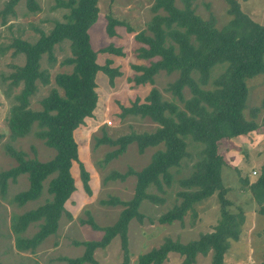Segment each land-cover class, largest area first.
<instances>
[{
    "label": "trees",
    "instance_id": "16d2710c",
    "mask_svg": "<svg viewBox=\"0 0 264 264\" xmlns=\"http://www.w3.org/2000/svg\"><path fill=\"white\" fill-rule=\"evenodd\" d=\"M19 1L8 0L1 11L2 15L13 12V7ZM227 1L230 4V18L218 28L212 18L203 19L195 13L191 0H182V7L176 6L174 0H154L150 7L153 15L146 29L136 33L134 39L141 44L136 49V56L155 60L148 66L134 65L137 74L133 81L136 85L152 84L154 76L160 71L168 74L176 72L177 77L167 84L166 90L182 102L183 109H178L175 103L163 99L156 88H151L142 103L135 99L130 106L123 107L122 116H148L159 124L154 132H132L116 139L103 135L96 140L97 145L115 146L105 156L107 163L121 156L130 143L137 145L139 153L146 147L160 143L164 148L154 152L147 165L140 170L129 168L124 173L112 171L107 175L108 180L122 181L134 175V196L127 201L118 198L102 201V204L123 206L117 220L112 225L99 227L89 219L91 227L103 230L104 234L97 241L76 242L84 246V251L78 257L66 259L67 264H98L93 257L94 250L105 248L116 235L121 238L122 264H129L128 224L132 219L143 222L144 215L139 211L142 201L163 203L164 199L152 194L149 189L154 187L156 191L164 193V186H171L174 179L172 169L180 171L183 159L190 155L189 142L197 149L196 159L190 173L178 181L180 189L176 195L180 198L179 202L157 220L160 224L181 221L195 203L217 193L220 202L217 223L212 231L186 243L166 237L158 247L140 254L137 264H163L171 252L182 256L181 264H194L197 255L206 256L209 252L210 264H223L230 241L239 239L240 225L244 220L242 213L228 210L231 203L225 195L229 189L224 187L221 180L224 159L218 152V144L222 139L245 136L264 126V115L260 123L256 122L259 111L264 109V97L258 107L250 108L249 119L243 113L248 96L246 79L264 74V26L243 13L235 0ZM25 2L30 11L39 10L36 0ZM97 2L56 0V7L68 9L62 21H55L48 33L40 31L35 42L15 38L9 45L13 48V55L22 53L25 56L24 64L14 66V71L9 75L12 86L22 83V89L14 96L15 103L9 109L7 122L10 138L24 137L36 125V136L55 151L51 159L40 161L26 157L23 151L16 150L11 144L5 146L17 165L0 172L2 193L8 180L15 181L19 175L27 174L28 188L13 198L23 205L41 195L43 182L49 178L46 191L50 198L12 218L11 229L15 234V247L19 251H35L48 236L57 232L64 213L71 216L65 203L76 189L71 173L74 162L78 163L85 192L91 194L89 173L79 160L74 131L84 123L85 118L93 115L96 108V74L99 71L104 73L110 85H114L115 77L121 74L112 66L110 57L100 64L98 53L124 55L121 47L112 44L97 51L93 49L89 29L98 18ZM120 25H123L122 21L108 16V36H114L116 26ZM128 31L131 32V29L128 28ZM64 41H68L71 55L62 63L71 66V72L56 74L55 87L40 100L41 109L32 110L28 107L29 99L37 91V82L43 85L49 83V75L41 69L40 59L46 54L48 60L53 62L54 47ZM218 63H226V66L210 82L211 87L206 88L210 71ZM185 88L190 92L188 98L183 95ZM241 181L249 185L259 205L258 213L264 217V161L255 181L248 183L247 177L241 178ZM32 222H38V230L30 237L23 236ZM259 264H264V261Z\"/></svg>",
    "mask_w": 264,
    "mask_h": 264
},
{
    "label": "rangeland",
    "instance_id": "374dc122",
    "mask_svg": "<svg viewBox=\"0 0 264 264\" xmlns=\"http://www.w3.org/2000/svg\"><path fill=\"white\" fill-rule=\"evenodd\" d=\"M8 0H0V172L17 165L6 149V144H11L16 150H21L28 158H37L40 161L51 159L55 151L47 147L35 132L36 125L24 137L11 139L8 127V116L11 105L15 103L14 96L22 89V83L11 85L9 75L14 71V66L24 64L25 56L20 53L13 55V48L9 45L15 38L35 42L40 36V31L48 33L55 21H62L66 8L56 7V0H36L39 10L30 11L25 0H20L13 12L2 15V9ZM243 13L252 20L264 26V0H235ZM154 0H98L99 14L97 21L90 27V39L94 50L109 44L121 47L124 55H108L98 53V62L104 63L106 57L113 60V67L120 71L110 85L107 76L99 71L96 74V91L98 100L91 117L74 131L78 144L79 160L89 173V186L91 194L85 192L79 174L78 163L74 162L71 173L76 189L71 198L65 203V213L59 221V227L54 235L48 236L40 243L35 251H19L15 247V234L11 229L12 218L30 209L36 208L50 198L47 193L49 178L43 182L41 195L19 205L13 200L14 196L26 190L29 186L27 174H21L15 181L8 180L5 190H0V264H67L66 259L80 256L84 246L76 242L97 241L104 234L101 229H94L88 222L91 219L97 226L112 225L118 218L122 205L102 204L111 198L121 201L130 200L134 196L136 177L129 175L125 180H108L106 177L112 171L126 172L129 168L140 170L149 162L151 155L163 149V143L149 146L142 153L137 151L135 143L128 144L121 156L105 162L108 152L115 146L96 144V140L103 135L111 139L129 133L154 132L159 124L148 116L139 115L122 116L123 107L130 106L135 99L142 103L151 88H156L162 98L176 104L178 109H183L180 100L166 90L167 84L172 82L177 73L168 74L160 71L154 76L152 84L136 85L133 77L137 74L134 65L148 66L155 59H142L136 56V49L141 46L134 39L136 33L145 30L146 24L152 17L150 9ZM178 7L183 6L182 0H174ZM195 13L203 19L212 18L215 25L221 28L230 18V4L227 0H191ZM161 13H163L161 11ZM112 16L123 22L116 26V34L112 37L106 32L107 17ZM131 29V32L128 31ZM54 61L50 62L48 56L42 55L40 67L47 71L49 83L37 82V91L29 99L28 107L32 110L41 109L40 100L55 87L54 77L58 73H69L72 67L62 62L69 57L68 41L57 44L53 50ZM226 63L214 65L210 71L206 88L211 87L212 81L225 68ZM193 76L196 73H192ZM211 82V83H210ZM248 96L244 114L250 118V108L258 107L264 97V74H257L246 79ZM61 93V90H59ZM185 98L190 96L187 88L183 90ZM264 109L258 113L256 119L260 123ZM117 146V145H116ZM190 155L183 159L180 171L173 172V182L170 187H165V192L156 191L154 187L149 192L162 197L163 203L155 204L144 200L139 211L144 215L143 222L132 219L128 224L127 238L129 250V264H137V258L152 248L158 247L166 237L186 243L195 240L200 234L210 232L217 223L220 214V202L217 193L195 203L184 215L181 221L160 224L157 218L178 204L179 197L176 191L179 188V179L187 176L191 171L192 163L196 159L194 145L189 142ZM218 152L224 159L221 169V180L229 191L225 197L229 199L228 210L232 213H242L243 223L238 240H231L229 248L224 255L223 264H259L264 261V217L258 213L259 205L254 199L249 185L241 181L247 177L248 183L256 180L260 167L264 161V126L259 127L245 136L233 139H222L218 144ZM246 175V176H245ZM52 177V176H51ZM38 230V222L30 223L23 236L30 237ZM98 264H122L123 251L121 238L115 236L105 248H96L93 253ZM182 256L171 252L163 264H181ZM211 253L206 256L197 255L194 264H210ZM89 264V263H82Z\"/></svg>",
    "mask_w": 264,
    "mask_h": 264
}]
</instances>
